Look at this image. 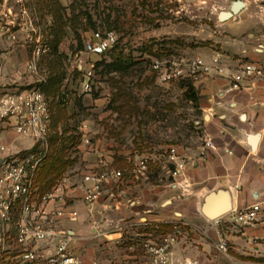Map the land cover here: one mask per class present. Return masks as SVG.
Returning <instances> with one entry per match:
<instances>
[{"label": "crops", "instance_id": "crops-1", "mask_svg": "<svg viewBox=\"0 0 264 264\" xmlns=\"http://www.w3.org/2000/svg\"><path fill=\"white\" fill-rule=\"evenodd\" d=\"M245 3L242 11L226 20H221L220 14L231 9V0H192L187 4L178 0L174 6L177 13L186 10L192 19L200 18L208 9L209 20L218 28L216 35L209 38L214 43L211 47L184 51L189 57L202 58L212 70L194 79L201 141L188 147L171 146L177 147L178 158L186 161L179 176L169 173L175 166L169 147L149 151L147 174L135 180L130 159L136 155L128 156L127 152L111 149V143L94 139L97 129L91 135L84 133L90 142L83 141L79 146L80 165L70 169L60 182L67 211H75L77 216H66L59 223L60 229L71 232V248L84 262L148 264V256L136 244V235L153 233L149 230L152 225L168 231L171 224L181 223L185 233L174 246L169 264H264V78H245L239 89L228 90L245 63L256 62L264 67V18L250 12V1ZM6 7L5 1L0 3V14ZM24 37L14 41L8 35L0 36L1 88L18 79L19 69L27 72L28 62L19 66L28 53L21 43ZM218 54L221 72L214 62ZM86 122L88 132L93 126ZM207 140L215 147L207 146ZM0 143L9 149L0 152V158L35 146L33 139L18 134L1 119ZM100 162L122 170L124 177L108 185L98 201L88 204L84 200V175L98 169ZM1 173L0 161V176ZM219 204L222 207L215 213ZM254 204L260 205L263 220L251 226L235 225V211ZM0 228L2 251L12 256L8 259L16 264H43V259L20 263L16 258V232L11 230L5 235V226L0 224ZM222 239L228 241L227 252L218 247ZM40 247L44 256L55 251L47 243H40Z\"/></svg>", "mask_w": 264, "mask_h": 264}, {"label": "rangeland", "instance_id": "rangeland-1", "mask_svg": "<svg viewBox=\"0 0 264 264\" xmlns=\"http://www.w3.org/2000/svg\"><path fill=\"white\" fill-rule=\"evenodd\" d=\"M4 1L7 8L17 15L19 22L23 20L22 8L27 11L25 19L32 20L41 36L40 44L49 47V51L42 53L39 61L40 75L46 77L47 58L53 50L50 44L52 16L39 11L37 0H0V3ZM59 1L67 7L66 14L70 15L69 6L74 0ZM77 1V12L82 11L80 26L76 30L68 26L67 35L58 47V53L63 55L62 63L66 73L63 89L67 87L71 93V97L67 98L66 110L68 116L73 118L67 122L68 129L82 135H91L97 129L99 132L94 139L104 140L106 144L111 143V149L127 152L128 156H148V152L154 151L155 148L160 151L178 144L188 147L201 141L202 123L197 117L200 115L199 110L196 103L186 96V80L190 78L161 82L152 68V59L178 60L182 56L189 57L184 52L186 50L211 47L214 43L209 38L216 35L218 28L209 20L210 11L206 9L200 18L192 19L186 10L177 13L174 6L178 4V0ZM247 1H250L253 8H250V12H258L264 18V0L245 2ZM183 2L187 4L192 0ZM84 12L86 14H83ZM88 15L92 17L94 26L87 21ZM243 19L246 22V15H243ZM99 29H113L117 32L119 39L114 53H123L129 62H136L128 74L122 76L117 72L107 73L103 65L97 66L103 59L111 62L112 54L101 57L84 52V40ZM21 35L24 33L19 32L20 37ZM176 39L179 40L178 43L168 44ZM21 43L26 46L28 52L19 64L23 67L31 58L32 47L25 37ZM81 63L86 67L94 65L92 89L89 92L82 88L84 73L77 69V65ZM19 70L20 78L15 82L10 80L3 89L0 87L1 92L39 84L36 75ZM79 99L82 106L78 104ZM55 111L57 112V109ZM86 121H90L93 126L92 129L88 128V132L84 127ZM82 142L83 137L77 146ZM77 146L69 149L71 157H80L76 152ZM126 157L123 155L122 159L127 163ZM79 165L80 159L74 167ZM76 172L78 170L70 174ZM1 232L0 228V237H3ZM10 256L2 251L0 245V258L8 259Z\"/></svg>", "mask_w": 264, "mask_h": 264}, {"label": "built area", "instance_id": "built-area-1", "mask_svg": "<svg viewBox=\"0 0 264 264\" xmlns=\"http://www.w3.org/2000/svg\"><path fill=\"white\" fill-rule=\"evenodd\" d=\"M244 2L246 0H243ZM21 22L18 21L12 9L7 8L0 14V36L8 35L12 40H18L19 32H23L27 43L31 44V58L27 63V72L38 77L41 83L45 77L40 75L39 61L42 53L49 51V47L42 46L41 36L32 20L25 19L27 11L22 8ZM13 28H18L13 30ZM118 34L113 29L93 31L84 40V52L94 55H105L118 44ZM221 55L214 58L216 69L221 72L219 63ZM152 68L161 82L168 83L174 79H197L208 73L212 67L200 57H181L180 59L153 58ZM77 69L84 73L83 90L92 89L91 81L94 77V65H77ZM264 78V67L256 62L245 63L241 74L233 77L234 81L228 90L239 89L245 78ZM0 119L13 127L22 136L30 137L35 141V150L22 154L14 153L0 158L2 173L0 176V224L5 226V235L8 231L16 232L17 260L20 263H37L43 259V264H102L99 260L84 262L71 248L72 234L70 231L59 228L60 220L66 216L75 218L77 212L67 211V199L62 185L43 197L36 195V172L40 167L49 148V130L51 112L49 102L39 84L27 88H15L0 94ZM83 141L90 142L89 137L83 135ZM206 145L214 148L211 140ZM6 145L0 143V152H7ZM174 168L169 170L172 177H177L185 169L186 161L178 158L177 147L169 149ZM149 156L136 155L130 159L131 174L135 180H141L149 169ZM124 172L115 169L105 162H100L99 168L84 175L86 183L84 200L88 204L98 201L107 191L108 185L119 183ZM111 194V193H109ZM112 195V194H111ZM61 203L57 204L56 203ZM51 203L55 204L51 206ZM263 220L260 215V205L254 204L244 210H236L233 223L238 226H251ZM10 228L7 229V226ZM184 225L176 223L171 231L151 234L138 233L137 245L148 256V264H169L172 250L184 235ZM40 243L51 245L55 251L44 256ZM219 249L227 252L228 241L222 239Z\"/></svg>", "mask_w": 264, "mask_h": 264}, {"label": "trees", "instance_id": "trees-1", "mask_svg": "<svg viewBox=\"0 0 264 264\" xmlns=\"http://www.w3.org/2000/svg\"><path fill=\"white\" fill-rule=\"evenodd\" d=\"M37 4L39 11L44 12V14L51 15L53 18V23L50 28V44L53 50L51 55L47 58L48 74L46 75L45 80L39 83L41 90L48 99L51 112V123L48 137L49 148L36 172V195L41 198L45 194L53 191L60 184L69 170L72 169L79 160L78 157H71L68 153L72 146H77L83 135L81 133L76 134L67 127L68 120L73 118V116H68L66 110V104L69 97H71V93L68 91L67 87L63 89V81L65 80L66 73L63 69V55L58 53V47L67 35L66 28L68 26L74 30L80 26V14L82 11L77 12V0H74V2L69 6L70 15L66 14L67 7H65L59 0H37ZM83 14H86V12ZM87 21L91 25H95L92 23V17L90 15L87 16ZM178 42L179 40L176 39L169 41L168 44ZM116 48L117 45L108 52L110 55L112 54L111 62H107L103 59L97 63V66L103 65L104 70H106L107 73L117 72L123 76L128 74L131 67L134 64L136 65V62H129L123 53H114ZM105 55H101V57ZM186 81H188L186 84L188 87L186 90V96L190 100H193L196 103V106H198V95L194 85V79L190 78ZM78 104L82 106L81 99L78 100ZM55 109H57V112ZM69 143H71V145H68ZM80 144L76 148L77 153H79ZM36 148L37 147L34 146L31 150H35ZM26 152H29V150L22 151L21 153L24 154ZM175 224H171L168 231H171ZM149 230L151 232L153 231V233L163 231L162 227L159 225H152L149 227ZM0 264L16 263L3 257L0 258Z\"/></svg>", "mask_w": 264, "mask_h": 264}, {"label": "water", "instance_id": "water-1", "mask_svg": "<svg viewBox=\"0 0 264 264\" xmlns=\"http://www.w3.org/2000/svg\"><path fill=\"white\" fill-rule=\"evenodd\" d=\"M232 1V7L229 11H222L220 14L221 20H226L232 17L233 15L239 13L245 6L246 3L243 0H231ZM253 144H255L256 138H252ZM210 215H216L213 212H210Z\"/></svg>", "mask_w": 264, "mask_h": 264}, {"label": "bare ground", "instance_id": "bare-ground-1", "mask_svg": "<svg viewBox=\"0 0 264 264\" xmlns=\"http://www.w3.org/2000/svg\"><path fill=\"white\" fill-rule=\"evenodd\" d=\"M221 207H222L221 204L217 205L214 212L217 213L221 209Z\"/></svg>", "mask_w": 264, "mask_h": 264}]
</instances>
